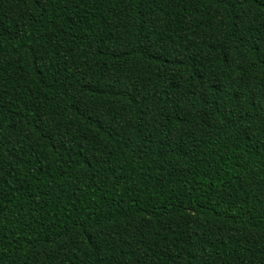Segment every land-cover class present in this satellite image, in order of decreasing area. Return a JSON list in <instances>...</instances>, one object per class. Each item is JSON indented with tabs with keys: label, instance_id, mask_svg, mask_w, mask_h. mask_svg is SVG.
<instances>
[{
	"label": "trees",
	"instance_id": "1",
	"mask_svg": "<svg viewBox=\"0 0 264 264\" xmlns=\"http://www.w3.org/2000/svg\"><path fill=\"white\" fill-rule=\"evenodd\" d=\"M0 264H264V0H0Z\"/></svg>",
	"mask_w": 264,
	"mask_h": 264
}]
</instances>
